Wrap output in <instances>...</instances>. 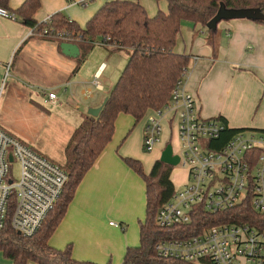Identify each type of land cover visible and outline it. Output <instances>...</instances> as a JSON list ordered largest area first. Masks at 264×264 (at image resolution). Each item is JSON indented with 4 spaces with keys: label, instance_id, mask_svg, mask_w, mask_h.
Listing matches in <instances>:
<instances>
[{
    "label": "crops",
    "instance_id": "0c3cea01",
    "mask_svg": "<svg viewBox=\"0 0 264 264\" xmlns=\"http://www.w3.org/2000/svg\"><path fill=\"white\" fill-rule=\"evenodd\" d=\"M24 1L9 0L13 9ZM82 1L41 0L35 19L41 22L61 11L84 28L109 0H88L86 5ZM130 1L140 2L150 16L168 9L166 0ZM220 22L217 26L219 46L215 52L201 24L182 22L174 51L191 57L185 88L196 98L201 116L223 119L233 130L264 131V24L247 18ZM29 32L30 27L19 19L0 14V105L3 102V110L14 106L32 110L42 104L57 106L67 88L71 89L76 103L91 101L86 105L88 110L104 103L121 73V65L117 70L111 64L116 62L118 53L125 54L128 60L126 51H110L103 46L105 53L95 59V46L75 71L84 44L36 37ZM96 73H101L102 89L93 85ZM50 91L57 93L55 103L45 101ZM147 116L136 122L130 114L118 115L112 140L76 189L49 239L51 246L64 249L71 244L72 254L78 260L122 264L127 248L139 245L140 221L146 213V186L124 158L140 160L144 169L145 165L147 170L151 167L141 151ZM164 120L173 138L175 124L170 116ZM5 125L7 121L1 113L0 127L6 130ZM175 130L177 146L162 131L160 142L151 152L162 154L168 144L177 148L179 138L177 128ZM157 159L154 157L153 162ZM0 264L13 262L0 252Z\"/></svg>",
    "mask_w": 264,
    "mask_h": 264
},
{
    "label": "trees",
    "instance_id": "16d2710c",
    "mask_svg": "<svg viewBox=\"0 0 264 264\" xmlns=\"http://www.w3.org/2000/svg\"><path fill=\"white\" fill-rule=\"evenodd\" d=\"M159 1V0H157ZM167 11H158L150 16L146 8L137 1L109 0L81 28L63 12L51 16L49 27L66 29L84 45L83 53L75 69L78 70L97 39L110 51H126L128 60L118 80L107 95V100L98 116L87 114L71 134V149L64 164H59L68 179L54 209L49 213L42 227L33 237L18 234L11 225L15 196H12L5 226L0 229V252L13 264H100L90 260L75 259L71 244L64 249L54 248L49 239L64 217L74 198L76 189L86 173L92 168L106 146L112 140L115 123L120 113L132 115L136 122L149 112L162 110L171 102L172 93L179 79L188 70L191 57L174 51L177 36L183 21L201 24L207 32L206 40L214 52L218 48V27L207 28V24L218 13L221 5L226 9H259L264 13V0H166ZM41 0H25L17 9L9 0H0V7L13 13L29 27H44L35 19L41 8ZM264 24L262 19H251ZM235 131L228 129L222 139H228ZM263 132L264 131H260ZM124 161L142 177L146 186V213L140 221V243L128 247L122 264H213L207 257L196 261L166 259L158 255L155 244L163 238L178 235L182 230L192 235L201 227L196 222L187 225L161 227L156 216L159 209L170 201L176 186L171 179L174 166L157 159L151 170L146 172L140 160L125 157ZM227 212L225 215H229ZM239 221H250L264 230V212H257L251 206L239 213H233ZM224 215V214H221ZM204 218V217H203ZM212 219L207 223H214ZM110 264V263H107Z\"/></svg>",
    "mask_w": 264,
    "mask_h": 264
},
{
    "label": "built area",
    "instance_id": "2783aa9c",
    "mask_svg": "<svg viewBox=\"0 0 264 264\" xmlns=\"http://www.w3.org/2000/svg\"><path fill=\"white\" fill-rule=\"evenodd\" d=\"M0 14L16 19L2 7ZM51 20L49 16L41 21V29L30 27L29 34L65 41L81 39L66 29L49 27ZM99 44L104 43L101 40ZM184 72L171 102L147 116L143 146L148 152L157 147L163 120L170 116L179 138L178 147L173 148L180 159L175 167L186 168L189 180L176 187L172 199L159 209L156 221L161 227L196 222L201 230L192 235L180 230L179 236L160 239L155 249L166 259L196 261L207 257L213 264H264V230L248 220L239 221L233 214L248 206L264 212V133L237 130L223 140L230 128L223 119L200 115L196 98L185 88L188 70ZM100 75L96 73L93 80L98 89L103 88ZM57 99V93L50 91L45 101L55 103ZM13 161L20 164L17 181L10 177ZM67 179L58 163L0 127V229L5 226L14 195L12 228L24 237H33L54 209ZM227 212L230 214L225 215ZM211 219L217 222L204 225Z\"/></svg>",
    "mask_w": 264,
    "mask_h": 264
},
{
    "label": "rangeland",
    "instance_id": "374dc122",
    "mask_svg": "<svg viewBox=\"0 0 264 264\" xmlns=\"http://www.w3.org/2000/svg\"><path fill=\"white\" fill-rule=\"evenodd\" d=\"M96 42L97 50L95 59H98L101 53L104 54L106 50L99 44L101 38L97 39ZM126 62L127 56L118 53L116 54V62L111 64V67L118 70V66L121 65L120 72H122ZM91 78V75H89L88 79L90 80ZM107 91L108 89H106V92ZM62 97L61 104L57 106L42 104V106H37L35 110L28 107L26 108V106H14L9 110H3V102L0 105V116L1 113H4L7 121L5 129L13 132L18 139L58 164H64L72 146L70 139L71 134L85 119V116L88 114L86 105L91 102H84L81 100V102L76 103L72 98V91L70 88L63 91ZM162 128L163 132H165L164 134L162 132V134L168 135L169 139L174 143V146H177L178 143L176 142L178 140L175 138L176 125L172 126L173 138L170 137V126L166 120H163ZM166 130L169 132H166ZM141 151L147 161L146 163H151V167L154 164L153 158L161 157V152H148L145 150L143 144ZM151 167L147 170L148 168L145 165L146 172H149ZM175 171L172 172V179L177 184L176 187L179 188L188 182L189 173L186 168L181 166L175 167ZM10 177H12L14 181H17L20 177V164L18 161H13L11 164Z\"/></svg>",
    "mask_w": 264,
    "mask_h": 264
},
{
    "label": "water",
    "instance_id": "95a60500",
    "mask_svg": "<svg viewBox=\"0 0 264 264\" xmlns=\"http://www.w3.org/2000/svg\"><path fill=\"white\" fill-rule=\"evenodd\" d=\"M239 18H247V19H262L264 20V13L259 9H226L224 5H221L216 16L210 20L207 24V28L216 29L218 23L222 20H230V19H239ZM107 99H105L104 103ZM103 104L99 107L90 108L88 110V114L91 116H98ZM12 160V157H10ZM160 159L168 163L172 166H177L179 164V156L174 154L172 144H168L165 149L162 151ZM20 234V233H19Z\"/></svg>",
    "mask_w": 264,
    "mask_h": 264
}]
</instances>
